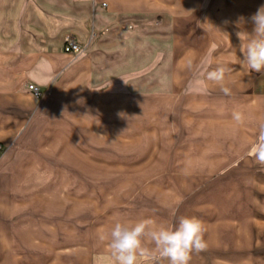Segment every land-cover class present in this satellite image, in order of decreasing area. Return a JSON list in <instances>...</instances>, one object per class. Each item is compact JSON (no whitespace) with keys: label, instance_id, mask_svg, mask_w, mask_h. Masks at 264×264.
<instances>
[{"label":"rangeland","instance_id":"obj_1","mask_svg":"<svg viewBox=\"0 0 264 264\" xmlns=\"http://www.w3.org/2000/svg\"><path fill=\"white\" fill-rule=\"evenodd\" d=\"M21 7L25 4L18 5L19 26ZM18 31L17 43L36 38ZM224 86L231 94L221 91L220 104L213 102L217 106L209 110V126L196 125L207 118L197 113L173 117L168 148L153 147L149 125L146 132L133 134L127 121V130L108 133L101 92L94 100L66 91L39 99L38 115L8 146L0 145V187L12 206L9 214L19 231L32 226L35 235L52 240L35 243L33 250L99 242L117 221L151 218L171 224L196 216L207 247L193 253L190 264H264V164L252 154L261 125L257 121L264 124V115L249 114L247 105L254 101L245 90L237 98L233 83ZM258 93L254 113L264 112V84ZM239 106L242 124L232 119ZM141 136L143 141H137ZM165 215L170 216L167 223ZM18 246L31 250L29 244Z\"/></svg>","mask_w":264,"mask_h":264},{"label":"crops","instance_id":"obj_2","mask_svg":"<svg viewBox=\"0 0 264 264\" xmlns=\"http://www.w3.org/2000/svg\"><path fill=\"white\" fill-rule=\"evenodd\" d=\"M19 4H25L21 26ZM261 5L264 0H0V36L8 37L0 38V145L8 146L38 115L39 99L66 91L89 94L91 100L101 92L108 133L127 130V121L133 134L149 125L153 147L168 148L173 117L197 113L207 118L196 125L209 126V110L220 104L221 87L203 78L198 82L197 70L209 62L210 70L233 68L225 82L235 85L237 98L245 90L254 101L247 105L250 115H264L253 109L264 73L242 70L237 37L252 32L249 18ZM19 28L36 38L15 42ZM67 36L83 46L81 53L63 51ZM29 84L41 90L40 98ZM5 195L0 187V264H114L102 240L34 251L35 243L52 240L35 235L32 226L19 231ZM162 217L166 223L170 218ZM21 243L31 250H19Z\"/></svg>","mask_w":264,"mask_h":264},{"label":"clouds","instance_id":"obj_3","mask_svg":"<svg viewBox=\"0 0 264 264\" xmlns=\"http://www.w3.org/2000/svg\"><path fill=\"white\" fill-rule=\"evenodd\" d=\"M249 19L253 24L252 32H237L243 54V59H239L238 63L242 70L264 73V5ZM188 67L191 69L192 65ZM232 72L233 68L224 65L210 70L209 62L197 70L198 82H202L199 78H203L219 85L225 95H230V88L224 85ZM232 119L242 124L244 114L233 111ZM252 154L258 163L264 164V124L260 125ZM100 239L106 241L114 264H141V258L142 264H164V261L167 264H190L192 254L200 253L207 247L203 223L196 216H182L171 224L157 223L151 218L136 222L117 221L110 232L101 235Z\"/></svg>","mask_w":264,"mask_h":264},{"label":"built area","instance_id":"obj_4","mask_svg":"<svg viewBox=\"0 0 264 264\" xmlns=\"http://www.w3.org/2000/svg\"><path fill=\"white\" fill-rule=\"evenodd\" d=\"M63 51L66 53H71V54H78L83 51V46L79 44L77 41L70 37H66L64 40L63 44ZM29 91L32 92V94L36 97L39 98L42 95L41 90L34 86L33 84H30L28 86ZM1 147V146H0Z\"/></svg>","mask_w":264,"mask_h":264}]
</instances>
